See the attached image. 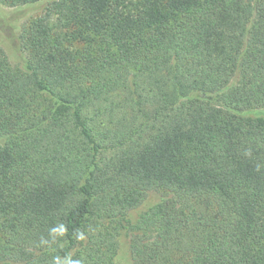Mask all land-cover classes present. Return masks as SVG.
<instances>
[{"label": "trees", "instance_id": "obj_1", "mask_svg": "<svg viewBox=\"0 0 264 264\" xmlns=\"http://www.w3.org/2000/svg\"><path fill=\"white\" fill-rule=\"evenodd\" d=\"M47 2L0 7V264H264V0Z\"/></svg>", "mask_w": 264, "mask_h": 264}, {"label": "rangeland", "instance_id": "obj_2", "mask_svg": "<svg viewBox=\"0 0 264 264\" xmlns=\"http://www.w3.org/2000/svg\"><path fill=\"white\" fill-rule=\"evenodd\" d=\"M48 2L47 0H40L36 3H30L26 5H20L18 7L10 8L0 5L1 9L4 11H8L11 18H20V23L23 22H29L36 17H39L43 15L46 12V9L48 8ZM56 18V15L52 13L51 16V22H53ZM6 50H8L11 57L15 55L13 52L12 45L9 43H5ZM243 116L245 117H262L264 116V113L261 110H249L242 112ZM158 201V194L156 193H149V195L146 197L144 202L136 209L130 211L127 214V218L131 223H134L137 221L139 216L146 211L149 207L154 205ZM129 263V251H128V238L125 235L120 236V247L115 255L114 258V264H128Z\"/></svg>", "mask_w": 264, "mask_h": 264}]
</instances>
